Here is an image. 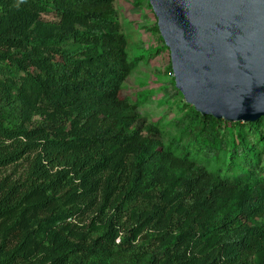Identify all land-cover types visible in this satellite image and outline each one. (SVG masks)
Returning <instances> with one entry per match:
<instances>
[{
    "label": "trees",
    "instance_id": "1",
    "mask_svg": "<svg viewBox=\"0 0 264 264\" xmlns=\"http://www.w3.org/2000/svg\"><path fill=\"white\" fill-rule=\"evenodd\" d=\"M113 1L0 0V264H264V178L234 170L264 117L184 103L198 163L132 128Z\"/></svg>",
    "mask_w": 264,
    "mask_h": 264
},
{
    "label": "water",
    "instance_id": "2",
    "mask_svg": "<svg viewBox=\"0 0 264 264\" xmlns=\"http://www.w3.org/2000/svg\"><path fill=\"white\" fill-rule=\"evenodd\" d=\"M174 85L201 115L264 117V0H148Z\"/></svg>",
    "mask_w": 264,
    "mask_h": 264
},
{
    "label": "rangeland",
    "instance_id": "3",
    "mask_svg": "<svg viewBox=\"0 0 264 264\" xmlns=\"http://www.w3.org/2000/svg\"><path fill=\"white\" fill-rule=\"evenodd\" d=\"M113 5L121 32L127 41L125 50L130 64L129 74L122 83L121 95L137 105L139 115L132 128H138L141 134L160 141L165 147L170 146L174 154L184 152L183 156L188 154L189 157L196 158V163L201 162L202 158L196 149L191 146L184 149L188 138L178 132L175 124V117L186 109L183 107L186 102L174 85L169 50L159 34L157 19L148 0H114ZM19 109L16 104L7 106V111L11 114L19 113ZM42 121L43 116L36 114L29 122L36 124ZM257 128L247 138L254 156L249 151L238 156L234 161V165H237L234 170L252 166L255 178L260 181L264 178V123ZM249 157L252 158L251 162L247 160ZM226 159L228 162L227 155ZM206 167L215 177L222 175L221 178H229L225 174L231 173L225 163L219 167L207 163ZM119 199L120 196L112 202H118ZM259 219L264 220V208ZM18 264H48V260L38 256L31 262Z\"/></svg>",
    "mask_w": 264,
    "mask_h": 264
}]
</instances>
